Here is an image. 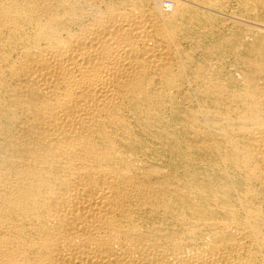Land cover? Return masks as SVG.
I'll return each instance as SVG.
<instances>
[{"label": "bare ground", "instance_id": "obj_1", "mask_svg": "<svg viewBox=\"0 0 264 264\" xmlns=\"http://www.w3.org/2000/svg\"><path fill=\"white\" fill-rule=\"evenodd\" d=\"M0 264H264V0H0Z\"/></svg>", "mask_w": 264, "mask_h": 264}]
</instances>
